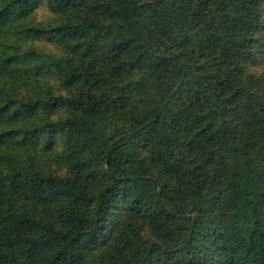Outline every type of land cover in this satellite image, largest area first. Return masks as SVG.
<instances>
[{
    "label": "trees",
    "instance_id": "1",
    "mask_svg": "<svg viewBox=\"0 0 264 264\" xmlns=\"http://www.w3.org/2000/svg\"><path fill=\"white\" fill-rule=\"evenodd\" d=\"M262 63L264 0H0V264H264Z\"/></svg>",
    "mask_w": 264,
    "mask_h": 264
},
{
    "label": "rangeland",
    "instance_id": "2",
    "mask_svg": "<svg viewBox=\"0 0 264 264\" xmlns=\"http://www.w3.org/2000/svg\"><path fill=\"white\" fill-rule=\"evenodd\" d=\"M54 16L49 11H44L43 9L39 10L38 12V18L43 21H48L52 19ZM39 46L42 48H45L47 51H50L52 53L60 54L62 53V49L59 45L53 44L47 40H42L39 42ZM260 69L264 70V63H262L260 66Z\"/></svg>",
    "mask_w": 264,
    "mask_h": 264
}]
</instances>
